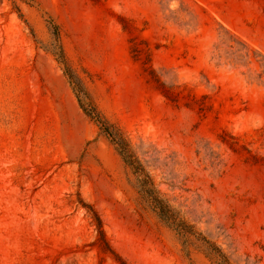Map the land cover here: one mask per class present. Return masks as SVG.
Wrapping results in <instances>:
<instances>
[{"label": "rangeland", "instance_id": "obj_1", "mask_svg": "<svg viewBox=\"0 0 264 264\" xmlns=\"http://www.w3.org/2000/svg\"><path fill=\"white\" fill-rule=\"evenodd\" d=\"M203 238L264 264V0H0V264H220Z\"/></svg>", "mask_w": 264, "mask_h": 264}, {"label": "trees", "instance_id": "obj_2", "mask_svg": "<svg viewBox=\"0 0 264 264\" xmlns=\"http://www.w3.org/2000/svg\"><path fill=\"white\" fill-rule=\"evenodd\" d=\"M21 2H27L31 0H19ZM53 34L59 43L61 52H60V63L63 64L66 68L65 74L69 78V81L74 86L75 90L83 85V82L80 78H76L71 69L66 66V59L63 52V49L60 45V37H59V29L58 27L51 23ZM77 99L79 101L81 109L84 111L86 116L93 121L100 130L107 135L118 147L119 153L123 158V161L127 165L128 168L131 169L133 174L137 177L138 188L142 198L152 207V209L159 215V217L169 224V226L173 227L180 234L195 236L196 233L193 231V227L189 226L186 222L179 220L177 214L172 210L171 206L165 201L160 191L155 186L151 176L140 163V161L134 156L131 152L130 145L124 139L117 137V135L112 131L111 127L108 123L103 119L100 113L97 111L96 107L90 104V106L86 107L81 103L80 97L77 94ZM91 210L90 207H86ZM94 219L97 222L98 231L102 236L103 240H105V234L102 228V222L100 218L94 213ZM207 246L211 252V256L217 259L220 264H229L227 258L223 255V253L210 241L203 238L201 239ZM107 244V243H106Z\"/></svg>", "mask_w": 264, "mask_h": 264}]
</instances>
